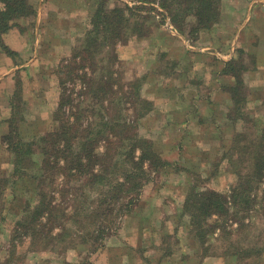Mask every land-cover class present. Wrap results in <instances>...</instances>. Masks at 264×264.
<instances>
[{
	"label": "rangeland",
	"instance_id": "rangeland-1",
	"mask_svg": "<svg viewBox=\"0 0 264 264\" xmlns=\"http://www.w3.org/2000/svg\"><path fill=\"white\" fill-rule=\"evenodd\" d=\"M51 1L55 5L52 8L56 9L51 19L64 27L55 32L57 45L54 42L45 49V60L38 65L43 71L46 67L50 71L46 76L37 77L33 84L35 88L40 83L42 86L41 91L35 90L40 101L43 98L44 102V108L35 117L41 121L39 131L52 128L49 119L53 117L59 98L60 59L71 55L70 51L73 54L79 50L86 29L92 28L91 15L96 7L111 9L120 6L121 2L131 11H124L125 18L119 23L120 28L113 29L105 24L112 32L118 29V37L99 47L97 55L93 56L95 59L86 56V62L77 65L76 74L65 84L71 90L75 110L78 102L87 96L84 93L88 81L86 76L96 73L97 80L102 74L110 75L104 87L112 81L118 92L116 99L108 97L110 94L102 99L101 104L106 106L105 116L122 117L130 122V134L146 139L147 145L151 142L166 165L157 163L156 167H149V161H144L147 177L131 194L136 199L130 212L123 216L114 215L111 223L104 222L105 228L95 243L91 237L87 241L79 237L75 246L67 241V245L47 244L46 248V245L33 244L23 232L13 239L15 222L22 216L23 199L29 195L23 196V192L18 191L9 194L5 190L0 195V259L9 250L13 264H264V198L260 190L253 192L257 196L250 202L242 197L237 203L227 204L228 213L213 214L209 221L215 220L216 227L211 233H200L197 230L199 217L190 216L191 211L187 209V206L190 208L189 198L198 199L199 193L205 190L231 195L236 181L234 165L222 156L226 150L229 151L235 131L242 130L246 123L225 120L231 106L225 86L232 80L231 73L234 74V71L229 75L222 74L223 65L219 62L220 56H226L229 51L226 40L220 37L226 35L223 33L226 30L219 36L211 32L212 29H196V20L192 16H187L183 23L179 18L173 25L167 12L153 2ZM228 4L229 0H224V14ZM245 15L242 14L243 17ZM31 20L26 18L22 21L30 27ZM221 23L222 20L218 24ZM263 33L264 29L256 30L255 35L262 36ZM243 46L234 52L245 65L242 75L247 102L243 110L249 117L255 116L262 121L264 62L258 67L256 60L257 57L264 59V46L258 45V40L253 38ZM11 56L17 60V56ZM105 60L113 63L108 67ZM234 70L238 71L239 66ZM97 105L90 107L83 118V125L88 120L100 119V113H103L100 109L95 110L93 118ZM21 109L17 117L23 116ZM63 109L70 112V106ZM101 140L97 142L98 152L104 150ZM138 154L139 149H136L135 155ZM37 159L40 160L39 157ZM235 159L238 160L237 157ZM60 177L56 180L58 185ZM2 183L0 181V186ZM93 187L96 186L86 188L90 199ZM261 188H264V182ZM16 197L20 200L16 201ZM65 216L52 224H56L52 227L53 232L59 229V224L67 223L66 231L62 232L63 240L66 239L64 235H68V239L83 236L78 224L71 223ZM50 246L60 249L53 247L52 250Z\"/></svg>",
	"mask_w": 264,
	"mask_h": 264
},
{
	"label": "trees",
	"instance_id": "trees-1",
	"mask_svg": "<svg viewBox=\"0 0 264 264\" xmlns=\"http://www.w3.org/2000/svg\"><path fill=\"white\" fill-rule=\"evenodd\" d=\"M138 1L157 3L167 12L173 25H176L179 18H182L183 23L187 16L195 18L196 29H213L220 21L221 0ZM119 4L120 6L111 9L96 7L91 15L92 28L86 29L81 47L73 51L69 58L61 60L58 66L61 78L59 98L53 112V120L56 122L54 128L25 140L19 131V112L11 118V130L4 137V142L11 153L12 172L0 179L1 183L3 182L0 195L5 190L9 194L18 191L23 192V196L27 193L29 195V199L26 195L23 199L20 209L22 216L15 222L13 239L23 232L24 236L32 239L33 244H41V247L46 245V248L47 244L67 245V241L75 246L79 237L84 241L90 240L91 237L92 243H95L96 237L105 228L104 222L111 223L110 219L114 215L123 216L130 212L136 199L135 195L131 194L147 177L144 161H149V167H156L157 163H160V166L166 165L154 151L151 142L147 145V141H144L146 139L130 134V122H126L122 117L115 119L105 116L106 106L101 104L102 101L108 94V97L113 96L116 99L118 92L114 89L112 81L104 87L108 81L107 76L110 75L102 74L97 80L96 73L92 72L86 76L88 81L83 92L87 96L78 102L75 110L71 90L69 91L65 84L68 78L76 74L75 68L86 60V56L95 59L93 56L97 55L99 47L118 37L119 30L112 32L107 30L106 25L113 29L120 28L119 23L125 18L124 11H131L126 4ZM35 16L36 8L31 0H0V49L12 55L13 52L3 44L2 35L12 27L18 26V20L31 18L32 25ZM105 61L108 67L113 63ZM220 63L223 65L222 74L229 75L234 71V74L231 73L233 76L231 75L230 84L225 86L231 100L225 120L233 123L240 120L246 124L242 130L235 131L229 151L225 149L226 152L222 156L235 167L233 173L236 181L230 191L231 195L225 196L216 190H205L199 193L198 199L189 198L190 208L187 206V209L191 211L190 216L199 217L196 227L200 233H211L215 229L216 221L211 222L209 218L213 214L220 216L228 213L227 204L237 203L242 197L246 202H250L257 196V193L253 192L258 190L264 198V188H261L264 182V120L260 121L255 116L249 117L243 110L247 102L246 85L242 75L245 65L239 58ZM235 66H239L238 71L234 70ZM95 103L98 105L94 109L93 118L95 110L100 109L103 110L100 119L88 120L83 125V118ZM66 106H70V112H65L63 108L66 109ZM70 117L72 119L69 120ZM109 133H112L113 137L108 136ZM100 140L104 145L103 152L97 150V142ZM241 142L244 144L241 145ZM136 149H139L138 155H135ZM236 161L239 164H236ZM59 175L61 179L58 185L56 180ZM91 186H96L92 188V199L86 191V188ZM229 197L232 200L228 201ZM68 206L69 210H66ZM64 216H68L71 223L73 221L75 225L78 224L84 235H79L77 239H68V235H64L66 239L63 240L62 232L66 231L67 223L59 224V229L53 232L56 224H52ZM0 264L13 263L8 257Z\"/></svg>",
	"mask_w": 264,
	"mask_h": 264
},
{
	"label": "crops",
	"instance_id": "crops-1",
	"mask_svg": "<svg viewBox=\"0 0 264 264\" xmlns=\"http://www.w3.org/2000/svg\"><path fill=\"white\" fill-rule=\"evenodd\" d=\"M31 2L36 8L33 24L27 27L24 21L18 20L19 27L14 26L2 35L3 44L13 52V56H17V60L13 59L7 52L0 50V179L12 172L11 153L7 149L4 137L10 133L11 118L14 117L15 113L22 108L23 116L21 114L19 116L21 118L19 131L25 140L51 131L56 123L51 117L49 120L52 128L39 131L38 125L41 124V121L40 118L35 119V117L41 113L44 102L42 101L43 98L40 101L35 90L41 91L42 86L40 83L35 88L33 84L37 77L46 76L47 72L50 71L48 67L43 71L38 65L41 64L42 60H45L43 56L45 49H49L54 42L57 45L55 32L64 26H58L57 23H54L55 20L51 19L52 12L56 11L52 8L55 5H52L51 0H31ZM223 2L224 0H221L220 11V20L223 23L217 24L211 30L219 36L222 31L226 30L223 32L226 35L220 37L226 40L229 51L226 56H220L219 62L238 59L234 53L235 50L243 48V45L248 44L252 38L258 40V45L264 46V33L262 36L255 35L256 30L264 29V0H229V4L226 6L228 10L225 11V14ZM243 13L246 14L245 17L242 16ZM61 30L70 33L67 29ZM258 50L260 51V49ZM70 52L72 54V51ZM70 56H63L60 60ZM263 62V57H257L258 67ZM15 200L19 201L20 199L16 197ZM0 233H2L1 229ZM6 251L7 253L0 259V262H4L9 257V250Z\"/></svg>",
	"mask_w": 264,
	"mask_h": 264
}]
</instances>
